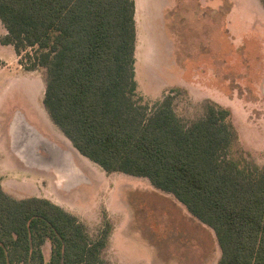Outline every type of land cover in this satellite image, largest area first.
<instances>
[{
  "label": "trees",
  "instance_id": "16d2710c",
  "mask_svg": "<svg viewBox=\"0 0 264 264\" xmlns=\"http://www.w3.org/2000/svg\"><path fill=\"white\" fill-rule=\"evenodd\" d=\"M134 11V0H0V43L18 55L33 49L25 68L45 69L43 106L81 155L172 194L213 229L216 264H264V166L231 156L226 107L209 103L186 124L172 94L152 109L140 103ZM109 233L106 223L92 238L57 203L16 198L0 184V264H108Z\"/></svg>",
  "mask_w": 264,
  "mask_h": 264
},
{
  "label": "rangeland",
  "instance_id": "374dc122",
  "mask_svg": "<svg viewBox=\"0 0 264 264\" xmlns=\"http://www.w3.org/2000/svg\"><path fill=\"white\" fill-rule=\"evenodd\" d=\"M136 3L135 97L152 109L172 94L173 107L186 124L202 117L209 103L226 107L236 134L231 156L264 166L261 0ZM28 52L33 54V49L27 48L18 55L13 46H0V64L5 61V67L0 66L2 188L17 198H49L75 214L92 238L108 223L110 233L102 250L108 264H216L220 248L213 229L190 214L172 194L153 187L147 178L107 173L81 156L74 159L76 170L85 180L76 177L68 181L82 179L83 183L59 187L61 174L67 173L27 168L11 152L6 130L11 114L4 111L22 107L36 114L45 110V69H26L30 65ZM30 136L46 140L36 132ZM42 250L48 259L50 243L45 242Z\"/></svg>",
  "mask_w": 264,
  "mask_h": 264
},
{
  "label": "crops",
  "instance_id": "0c3cea01",
  "mask_svg": "<svg viewBox=\"0 0 264 264\" xmlns=\"http://www.w3.org/2000/svg\"><path fill=\"white\" fill-rule=\"evenodd\" d=\"M134 4H135L134 17L136 23L137 21L136 0H134ZM170 5L171 3L169 4V6ZM5 33H6V29L3 33H0V36L4 35ZM136 43H137V39H136ZM2 45L12 46L11 44L0 43V46ZM0 61L2 60L0 59ZM2 64L3 65L0 64V66L5 67V61H3ZM18 68H21L20 64L18 65ZM135 76H136V72H135ZM4 112L11 114L10 118L9 119L7 118V125H6V130L8 133L7 136L9 137L8 140L9 148L11 152L20 160V162H22L27 168H33L38 171L52 172V174L63 173V172L67 173V175L61 174L60 179L62 183L57 184L59 187H63L64 185H66V187L69 188L72 186L79 185L80 183H83L82 179L76 182L68 181V178L69 179L76 177L84 178V176L79 172V170H76V163L74 159V158L76 159L81 158V156L83 155H81L70 142H67L65 140L62 132L59 130V128L56 125L55 126L57 128L54 126V124L48 117L46 110H38V113L34 114V113H29L28 110H24L21 107V108H15L14 110H5ZM40 124H44V127H42ZM34 132L38 133L40 136H43L44 139L46 138V140L32 139L30 135ZM42 142H44L45 144H40ZM54 180H56L55 175H54ZM83 180H85V178ZM86 182L89 181L87 180ZM1 183L4 184L3 179L0 180V184ZM56 183L58 182L56 181Z\"/></svg>",
  "mask_w": 264,
  "mask_h": 264
}]
</instances>
